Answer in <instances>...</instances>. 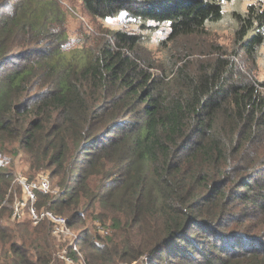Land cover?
<instances>
[{"label":"trees","instance_id":"obj_1","mask_svg":"<svg viewBox=\"0 0 264 264\" xmlns=\"http://www.w3.org/2000/svg\"><path fill=\"white\" fill-rule=\"evenodd\" d=\"M80 1L94 19L168 23L169 52L223 17L219 0ZM234 19L231 54L175 48L155 72L139 34L66 51L58 0H0V264H64L47 222L21 236L29 251L3 234L19 155L59 188L38 207L72 230L112 222L84 237L86 264H264V80L235 61L263 44L264 6Z\"/></svg>","mask_w":264,"mask_h":264},{"label":"rangeland","instance_id":"obj_2","mask_svg":"<svg viewBox=\"0 0 264 264\" xmlns=\"http://www.w3.org/2000/svg\"><path fill=\"white\" fill-rule=\"evenodd\" d=\"M222 7L223 17L220 21L214 23H208L205 28V33L197 36H189L186 39L181 38L178 40L175 47H172V51L169 52L170 43L165 47L161 42L168 36L170 32L169 24H161L156 26L153 22H145L146 27L141 28L142 21L129 18L125 13H120L116 17L106 18L104 20L94 19L87 14L83 9L80 0H58L61 8L65 12V27L69 39L68 47L78 48L91 46L95 38L106 33V31H127L129 33L139 34L143 39V46L146 50V55L154 61L155 72H159L161 66L166 65L167 59L170 53H174L175 48L185 49L192 54L191 57H204L211 54V46H220L231 54L234 49L233 35L238 22L234 19V14H243L247 10V7L251 4L260 3L264 6V0H219ZM261 33L264 37V28ZM205 52V53H201ZM236 63L238 68L243 71L249 69L251 71V77L255 80H264V42L261 44L254 55V60L251 57L239 52L236 56ZM244 72V71H243ZM16 175L15 176H25L28 179H33L36 174L32 170H29V166L23 155L17 157L16 162ZM21 197V191L18 185H14L11 191H8L6 196L7 202H4L3 206L6 209L4 213V218L2 225H4V235H10L7 239L11 243L16 244L20 251L25 249L30 250L27 246L29 242H26L24 246L21 242V236L26 235L28 231L33 230V225H30L27 220H12L10 207L12 202L16 198ZM103 216V221L92 216V218H87L86 225L82 226L77 224L74 227V232L77 235L78 246L83 254V262L78 264H86L84 258V252L87 251V245L84 243V237L87 234L104 236L107 233L114 231L112 222L106 217V214H101ZM90 219V220H89ZM25 223V224H22ZM36 227V226H35ZM37 228V227H36ZM35 228V229H36ZM44 235L49 234L48 230H42L38 227ZM12 229H17L18 231H13ZM99 233V234H97ZM50 236V234H49ZM51 238V237H50ZM89 238V236H87ZM5 239V238H4ZM55 249L52 253L54 260H57L54 256ZM58 257V256H57ZM59 259V258H58ZM60 260V259H59ZM144 264L146 261V256L142 257ZM26 264H32V260L28 257V262ZM59 264V262H58Z\"/></svg>","mask_w":264,"mask_h":264},{"label":"built area","instance_id":"obj_3","mask_svg":"<svg viewBox=\"0 0 264 264\" xmlns=\"http://www.w3.org/2000/svg\"><path fill=\"white\" fill-rule=\"evenodd\" d=\"M21 197L16 198L10 207L12 220H28L33 226L42 222L49 223L51 237L58 248L57 256L64 264H78L83 262V254L78 246V238L67 219L46 207L37 206V193L52 196L59 188L52 184L46 172L38 173L34 179L16 176ZM148 259V257H146Z\"/></svg>","mask_w":264,"mask_h":264}]
</instances>
